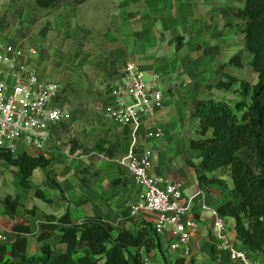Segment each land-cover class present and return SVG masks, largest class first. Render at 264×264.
<instances>
[{
	"label": "crops",
	"instance_id": "1",
	"mask_svg": "<svg viewBox=\"0 0 264 264\" xmlns=\"http://www.w3.org/2000/svg\"><path fill=\"white\" fill-rule=\"evenodd\" d=\"M33 3L36 4L34 0ZM242 6L243 0H59L50 9L37 5L42 10L41 20L48 21V25L52 21L48 36L57 30L65 31L64 37H80L79 44L85 46L84 51H78V59L84 61L83 56H86L89 61H96L104 77L115 74L114 84L120 80L128 61L136 62L151 77L155 74L160 79L176 76L171 79L175 83L168 86L173 100L165 101L154 122L165 127L166 132L163 147L154 153L152 171L157 176L182 182L188 217L194 219L197 226L191 229L188 244L177 251L165 250L163 242L171 240L169 234L159 238L164 264L166 259L168 262L177 257L185 258L187 263L232 264L226 252L217 249L221 239L213 228V211L231 199L232 184L198 183L194 169L185 163L186 160L197 162L198 153L190 149L189 138V143L186 142L182 150L179 148L182 137L178 124L182 119L178 117L175 106L182 104L185 97L193 98L210 80L200 78V72H217L216 63H220L219 66L227 64L233 51L241 58L247 55L244 36L233 15V10ZM178 36L181 38L179 49L176 47ZM190 72H194L197 78L189 75ZM192 80L196 82L194 86L189 83ZM105 97L107 104L110 96L107 94ZM194 102L193 98L190 107ZM102 107L99 104L98 108ZM61 126L62 123L51 126L50 140L44 149L20 145L13 154L14 157L25 154L44 156L50 161V165L32 172L27 179V187L21 184L23 175L19 169L0 160V232L7 234L6 244H11L18 234L24 235L23 228H28L26 236L34 246L40 226L47 222L48 217H61L66 212L75 223H81L89 216H102L116 232L122 229L135 232L142 221L153 225L151 215L138 219H131L128 215L129 207L137 201L140 191L127 171L117 163V158L127 152L129 129L114 125L120 129L121 138H118L124 142L119 147L124 149L109 157L95 149L84 152L82 147L69 153L71 145H61ZM141 133L144 134V130ZM149 142L142 136L138 143L139 151L147 148ZM110 144H105L104 149ZM50 171L54 174V184H58L61 190L49 185ZM213 174L220 176L222 173ZM224 178L227 179L226 176ZM38 190L49 201L37 197ZM7 196H18L20 205L13 217L8 215L2 204ZM228 218L224 217L226 230L222 235L239 246L235 220L230 218L231 222H228ZM146 255L154 261L157 256L156 251ZM251 257L263 260L264 253H252Z\"/></svg>",
	"mask_w": 264,
	"mask_h": 264
},
{
	"label": "trees",
	"instance_id": "2",
	"mask_svg": "<svg viewBox=\"0 0 264 264\" xmlns=\"http://www.w3.org/2000/svg\"><path fill=\"white\" fill-rule=\"evenodd\" d=\"M34 1L42 9L53 8L59 2ZM233 15L244 36L245 63L257 74V82L224 74L205 86L207 93L190 109L197 123L190 149L198 153L197 162L185 163L194 169L200 185H225L224 176H228L232 184L230 196L235 199L225 200L217 211L235 220L237 239L243 248L264 253V0H243V6L235 8ZM176 39L179 49L181 38ZM227 66L242 68L244 59L235 56L221 67ZM94 149L114 156L112 145ZM0 160L19 169L23 175L21 184L26 187L36 168L50 165L44 156L14 157L5 149L0 150ZM218 171L220 176L213 174ZM54 181L50 171L49 185L61 190ZM36 195L45 199L39 190ZM2 204L11 217L20 205L18 196H7ZM22 232L24 235L18 234L11 244H0V264H142L144 255L161 249L152 224L146 221L135 232H116L102 216H89L75 223L66 212L61 217H48L40 226L34 246L26 236L29 229L23 228ZM166 264L195 263L177 257L168 262L166 259Z\"/></svg>",
	"mask_w": 264,
	"mask_h": 264
},
{
	"label": "built area",
	"instance_id": "3",
	"mask_svg": "<svg viewBox=\"0 0 264 264\" xmlns=\"http://www.w3.org/2000/svg\"><path fill=\"white\" fill-rule=\"evenodd\" d=\"M33 54L36 51L24 44L16 46L0 40V150L12 154L20 145L44 149L50 140L51 126L71 118L66 105L55 104L60 92L59 83L42 75ZM164 95L158 75H152L146 81L141 67L128 61L120 80L109 91L110 102L102 107V112L112 124L129 129L127 152L117 159L118 165L140 188L137 201L129 207V217L153 216L152 227L157 237L169 234V248L177 251L188 244L190 231L197 226V222L188 217L189 208L183 202V184L153 174L154 152L148 148L138 149L142 136L152 140L163 135L162 127L154 122L165 106ZM213 216V228L221 239L217 249L225 251L232 264H264V259H253L251 252L223 236L226 230L224 217L218 211H213ZM6 243L7 234L0 232V244ZM142 264L158 263L144 255Z\"/></svg>",
	"mask_w": 264,
	"mask_h": 264
},
{
	"label": "rangeland",
	"instance_id": "4",
	"mask_svg": "<svg viewBox=\"0 0 264 264\" xmlns=\"http://www.w3.org/2000/svg\"><path fill=\"white\" fill-rule=\"evenodd\" d=\"M41 14L42 10L33 3V0H0V40L16 46L24 44L33 48L36 51L33 57L42 75L59 83L60 92L55 104L58 106L66 105L71 113L70 120L62 123L61 126V138L63 139L61 145H71L70 153L78 147H82L84 152H90L94 148L111 143L110 145L113 146L115 153L123 152L124 147H119L120 143L124 142L119 139L121 138L119 135L120 129L109 122L102 109L98 108L99 104H102V106L106 104L104 102L105 96L109 95L107 91L113 88L116 75L104 77V72H99L101 69L96 61H89V57L86 56H83L86 59L84 61L78 59V51H84L85 46L79 44L80 37H64L65 31L57 30H53L52 35L48 36L50 33L48 28L51 27L52 21L51 25H48V21L41 20ZM236 53V51L231 52L227 61L237 55ZM242 58L244 59L242 68L221 67L219 66L220 63L217 62L215 67L217 72H209L210 70L200 72V78H210V80L193 96L194 101L204 97L207 93L205 91L207 84L216 82L224 74L246 79L255 84L257 74L245 63L247 55L242 56ZM189 75L196 77L194 72H190ZM175 77V75H170V79L166 77L160 79V89L165 93V101L173 100L169 94L168 86L170 83H175V81H171ZM144 78L149 81L151 75L144 73ZM189 83L194 86L196 82L192 80ZM109 86L111 87L109 88ZM218 94L220 93L218 92ZM224 94L221 92L220 95L226 97L227 94ZM193 98L187 99L185 97L182 104L175 106L178 117L182 119L178 124L181 129L179 133L182 137L179 147L181 150L186 142L189 143L187 140L188 138L190 140L197 127L195 119L190 115V104ZM162 130V137L150 140L146 146L154 153L157 149L163 147L162 140L165 137V127H162ZM226 178L227 182H230L227 175ZM230 198L235 199L234 196H230ZM228 222H231L230 218H228ZM159 241L161 240L159 239ZM163 244L165 250L171 251L168 241H164ZM241 246L239 245V247ZM156 254L155 262L164 264L159 248L156 249Z\"/></svg>",
	"mask_w": 264,
	"mask_h": 264
}]
</instances>
